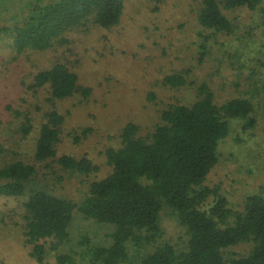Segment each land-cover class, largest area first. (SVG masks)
<instances>
[{"label": "rangeland", "instance_id": "obj_1", "mask_svg": "<svg viewBox=\"0 0 264 264\" xmlns=\"http://www.w3.org/2000/svg\"><path fill=\"white\" fill-rule=\"evenodd\" d=\"M57 0H0V166L23 161L36 174L22 196H0V264H40L27 243L24 202L32 188L82 202L93 181L112 172L106 151L122 145L121 133L130 122L147 136L172 104H190L207 83L221 105L233 98L254 104L253 126L247 119L230 120V133L221 142L220 157L206 184L218 187L229 206L243 211L247 198L264 193V0L256 9L225 10L235 25L223 33L204 26L199 14L203 0H128L120 22L105 28L94 22L66 31L45 50L14 47V32L39 7ZM62 63L90 89L55 99L49 84L34 88L35 75ZM184 74L186 83L171 86L166 76ZM64 117L55 159L40 161L35 150L47 115ZM62 155L89 157L97 166L89 174L66 170L56 161ZM163 234L156 242L128 244V258L138 264L162 243L186 248L188 233L168 207L161 212ZM116 227L86 218L77 209L70 239L50 250L46 264H57L67 253L74 264H87L81 253L112 243ZM252 241L226 251L227 257L246 255Z\"/></svg>", "mask_w": 264, "mask_h": 264}, {"label": "trees", "instance_id": "obj_2", "mask_svg": "<svg viewBox=\"0 0 264 264\" xmlns=\"http://www.w3.org/2000/svg\"><path fill=\"white\" fill-rule=\"evenodd\" d=\"M128 0H57L39 7L15 29L14 47L45 50L66 31L93 18L110 28L120 22ZM262 0H203L201 23L218 32L232 33L235 25L225 10L239 7L256 9ZM171 86L186 83L184 74L166 76ZM49 84L55 99H64L78 91L85 94L78 76L62 63H56L35 75L34 88ZM200 96L190 104H172L162 111L161 122L147 136L138 134V126L128 123L122 130V145L106 151L112 172L90 184L89 195L80 203L45 189L32 188L24 202L27 243L32 254L46 264L49 246L57 249L70 239V225L77 209L86 218L116 227L110 245H100L81 253L87 264H120L128 258V244L156 242L163 234L161 212L168 207L188 233L186 248L177 249L165 242L157 245L138 264H264V193L250 195L243 211H235L218 187L206 184L219 161L220 144L229 135L230 120L247 119L254 104L245 98H233L219 105L207 83ZM42 124L35 150L40 161L55 159L64 117L51 111ZM56 161L66 170L89 174L97 169L83 156L62 155ZM36 174V166L16 161L0 166V196H22ZM252 241L246 255L227 257L226 251L241 242ZM67 253L57 255V264H74Z\"/></svg>", "mask_w": 264, "mask_h": 264}]
</instances>
